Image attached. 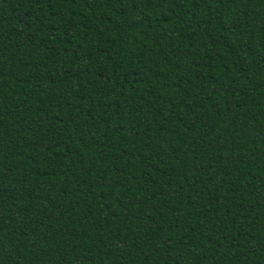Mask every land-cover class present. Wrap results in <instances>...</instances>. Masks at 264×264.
<instances>
[{
	"label": "trees",
	"instance_id": "trees-1",
	"mask_svg": "<svg viewBox=\"0 0 264 264\" xmlns=\"http://www.w3.org/2000/svg\"><path fill=\"white\" fill-rule=\"evenodd\" d=\"M0 264H264V0H0Z\"/></svg>",
	"mask_w": 264,
	"mask_h": 264
}]
</instances>
